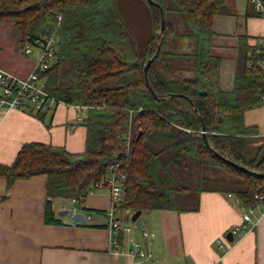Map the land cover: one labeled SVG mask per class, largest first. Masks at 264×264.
<instances>
[{"label":"trees","instance_id":"trees-1","mask_svg":"<svg viewBox=\"0 0 264 264\" xmlns=\"http://www.w3.org/2000/svg\"><path fill=\"white\" fill-rule=\"evenodd\" d=\"M126 1L149 6L151 37L143 45L121 7ZM126 1L0 0V24L13 20L23 45L59 36L55 61L40 73L46 89L69 104L88 105L83 151L27 142L12 163L0 162V177L11 185L46 174L47 223H64L55 199L75 198L88 214L104 212L82 205L117 162L126 175L122 208L198 211L203 192L257 206L255 193L264 189V133L247 115L264 106L258 66L264 45L240 33L230 60L217 52L215 24L230 14L226 0ZM248 1L246 18L261 17ZM184 40L188 49L179 47ZM227 60L234 71L224 84ZM27 111L43 119L49 113Z\"/></svg>","mask_w":264,"mask_h":264},{"label":"crops","instance_id":"crops-1","mask_svg":"<svg viewBox=\"0 0 264 264\" xmlns=\"http://www.w3.org/2000/svg\"><path fill=\"white\" fill-rule=\"evenodd\" d=\"M226 3L230 10L228 0ZM245 3L249 5L248 0ZM236 6L234 20L223 21L228 14L218 17L215 24V49L229 60L236 52L240 33L250 35L251 44L264 45V18H246L247 8L243 2L237 1ZM85 115L86 110L66 105H60L44 119L27 110L0 109V162L12 163L23 145L31 141L64 145L73 152L83 151L87 136ZM247 122L258 124L264 133V125L255 120L254 114L247 115ZM47 188L46 174L18 179L11 185L7 178L0 177V264H134L135 257L130 251L134 238L154 252L156 262L147 260L145 264H212L220 257L223 264H264L262 204L256 206L253 222L240 230L239 236L235 234L234 241H227L224 248L219 245V237L227 235L235 224L242 223L244 207L234 195L203 192L198 211H142V218L147 212L144 228L138 231L137 226L133 232L124 233L120 240L122 250L115 252L111 242L115 233L110 228L107 212L111 206L108 189L88 196L82 206L104 212L91 213L87 223L92 225H81L73 222L69 215L58 213L63 204L57 207L56 201L63 199H55L54 206L57 217L64 223L46 222ZM71 203L74 205H66V208L77 206ZM79 210L83 211L80 206ZM148 212H153V217ZM126 220L131 221L129 217ZM104 224L107 226H96ZM156 228L161 231L159 239L145 242L143 230L156 234ZM172 257L177 260L168 263Z\"/></svg>","mask_w":264,"mask_h":264},{"label":"built area","instance_id":"built-area-1","mask_svg":"<svg viewBox=\"0 0 264 264\" xmlns=\"http://www.w3.org/2000/svg\"><path fill=\"white\" fill-rule=\"evenodd\" d=\"M254 5L255 10L258 11L261 17L264 18V0H250ZM59 36L56 34L44 35L34 41L29 40L26 43L24 51L27 54H35L36 61L34 67L28 76H21L8 69L0 66V109L9 111L11 109L27 110L33 107L35 111L43 110L54 113L63 100L51 94L45 86L42 79L41 72L46 71L49 66L55 61L56 52L59 47ZM250 53H253L251 49ZM251 69L255 70L253 62L249 63ZM258 66L264 71V58L258 61ZM86 107L84 106L83 109ZM119 162L110 165L108 173L100 181L94 184V187L89 190V195L93 194L97 189L109 188L111 197V206L108 209L109 225L115 235L112 238L113 251L120 252L122 250L120 244V233H131L136 227V221L132 216L135 212L129 208H122V203L125 194L126 175ZM255 199L259 204L264 205V189L255 193ZM76 199L73 202L76 203ZM240 200L238 199V202ZM66 207V206H63ZM74 212L80 211L78 206L73 207ZM255 212L254 206L244 207L242 213V223H237L233 226L231 231L237 234L244 227H247L250 222H253V214ZM88 219L92 214L86 215ZM130 218V222L126 218ZM245 222V224H244ZM155 233L149 229H144L142 232V239L145 242L151 243ZM220 247L224 248L225 243L229 241L227 236L219 238ZM132 255L135 257L134 264H145V261L151 260L156 262L154 254L148 252L143 248L141 242L134 238L132 240L131 249ZM212 264H223V258H217Z\"/></svg>","mask_w":264,"mask_h":264},{"label":"rangeland","instance_id":"rangeland-1","mask_svg":"<svg viewBox=\"0 0 264 264\" xmlns=\"http://www.w3.org/2000/svg\"><path fill=\"white\" fill-rule=\"evenodd\" d=\"M237 1L243 2L245 9L248 7L247 3H245V0H236L235 3H234V0H228L229 7H230V14L228 16L223 17L222 18L223 21H228L229 19H230L229 21H232L236 18L237 15L235 13V8L238 10V8L236 6ZM144 4H145V7L140 5V4L139 5H137V4L130 5V4H128L127 1H126V3L121 2V7L124 9L126 14H128L129 16L132 17V19L134 21L133 22V21L129 20L131 25L135 28L136 32L139 34V37H140L139 41H140L141 45H143L151 37V29H150L151 18H150V13H149L150 9L148 8L149 6L146 2H144ZM240 7L243 8L242 6H240ZM219 20H220V18H219ZM219 20H218V22H219ZM13 23H14L13 20H7V21H4L0 24V64L7 67L9 70L14 71V72L26 77L30 74L31 70L34 67V63L36 61V56H35V54H27L24 51L26 44H24V45L22 44L21 39H20L21 32L16 26L13 25ZM226 30H228V29H226ZM59 45H60V42H59ZM180 45H181V48H183V49L189 48V42L187 40L182 41V43L179 44V47H180ZM230 70H232V72L234 71V64L231 65L230 61L227 60L224 62V69H223V83L224 84H228L227 80L230 77ZM60 105L72 106V107H75L78 109H83V107H84L81 104H69L65 101L61 102L58 105V107ZM87 107H88V105L86 106V108ZM48 112L51 113L50 111H48ZM251 114L255 115V120H257V122H259V123L262 122V125H264V106H262L256 110H253L251 112ZM100 190H107V188L97 189L96 191L98 192ZM107 191L109 192V190H107ZM98 194H100V192ZM73 199L72 200L63 199L62 201L57 200L56 206L61 207L60 204H63L62 206H66V205L67 206H73L74 204L71 203V201H73ZM254 207L256 208V206H254ZM62 208H66V207H62ZM146 213L144 214L143 218L141 216L142 227L137 228L136 230L141 231L142 230L141 228H144V226H145L144 220L147 217ZM148 213H149L148 215L150 217H153V215H154L153 212H148ZM156 230L158 231V233L156 232V234L153 238L154 240L155 239L158 240L160 235H161V231H159L157 228H156ZM160 230H161V227H160ZM224 236L225 235L220 236L219 238L224 237ZM237 236H239V234H237ZM141 244L143 245L144 243L141 242ZM143 248L147 249L148 252H152L154 254V252L151 248H149L145 245H143ZM154 258H155V256H154ZM176 260H177L176 257H172L171 259H168L167 262L168 263H169V261L174 262ZM163 264H166V263H163ZM175 264H177V263H175Z\"/></svg>","mask_w":264,"mask_h":264},{"label":"water","instance_id":"water-1","mask_svg":"<svg viewBox=\"0 0 264 264\" xmlns=\"http://www.w3.org/2000/svg\"><path fill=\"white\" fill-rule=\"evenodd\" d=\"M162 29L161 31L163 30V28L165 27V23H164V20L162 21ZM160 31V32H161ZM155 57H152L150 58L147 63H146V66H145V73L147 74L153 60H154ZM148 79V78H147ZM202 93H205V91H202ZM204 137L207 139V135L204 134ZM234 163V162H233ZM235 165H239L238 163H234ZM244 169L247 170V168L243 167ZM59 214L61 215H69L71 220L73 222H84V223H87L88 222V218L86 216V213H84L83 211H77V212H74V209L71 208V207H68V208H62V209H59L58 211ZM141 213H142V210H137L133 213V220L136 221V224L138 227H141ZM227 238L230 240V241H234L235 237H234V234L233 232L230 230L227 232Z\"/></svg>","mask_w":264,"mask_h":264}]
</instances>
